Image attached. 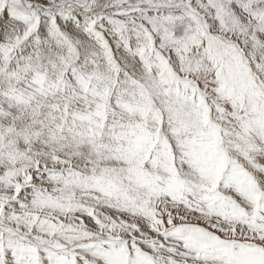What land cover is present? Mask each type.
<instances>
[{
    "label": "snow or ice",
    "instance_id": "6c2138e0",
    "mask_svg": "<svg viewBox=\"0 0 264 264\" xmlns=\"http://www.w3.org/2000/svg\"><path fill=\"white\" fill-rule=\"evenodd\" d=\"M0 264H264V0H0Z\"/></svg>",
    "mask_w": 264,
    "mask_h": 264
}]
</instances>
